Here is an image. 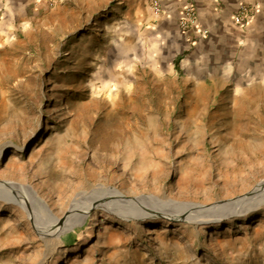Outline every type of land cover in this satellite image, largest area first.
I'll list each match as a JSON object with an SVG mask.
<instances>
[{"label": "rangeland", "instance_id": "1", "mask_svg": "<svg viewBox=\"0 0 264 264\" xmlns=\"http://www.w3.org/2000/svg\"><path fill=\"white\" fill-rule=\"evenodd\" d=\"M135 35L87 14L0 24V264H264V201L225 213L264 181V84L197 99ZM102 187L153 199L53 231Z\"/></svg>", "mask_w": 264, "mask_h": 264}, {"label": "crops", "instance_id": "2", "mask_svg": "<svg viewBox=\"0 0 264 264\" xmlns=\"http://www.w3.org/2000/svg\"><path fill=\"white\" fill-rule=\"evenodd\" d=\"M151 2L0 0V24L32 27L53 19L61 24L68 16L84 14L94 21L119 17L120 24L135 27V40L148 47L147 57L169 58L170 73L180 76L197 99L195 92L207 89L208 82L232 90L264 84V0H160L161 15L152 12ZM188 6L195 8L197 21L183 30L180 21ZM243 9L251 16L244 27L236 23Z\"/></svg>", "mask_w": 264, "mask_h": 264}, {"label": "bare ground", "instance_id": "3", "mask_svg": "<svg viewBox=\"0 0 264 264\" xmlns=\"http://www.w3.org/2000/svg\"><path fill=\"white\" fill-rule=\"evenodd\" d=\"M11 159L12 158H10V160ZM20 188L24 191V194H22L20 196V199H18L19 203L25 205V200L30 199L31 203H36L38 205L39 209H43V210L47 211L48 214H52L50 209L47 207V205L45 203L38 201V199H37V197H36V195H35V193H34V191L32 189H30L29 187H23V186H20ZM252 195H255L257 197L253 198V197H251ZM81 197L83 199H85V202H82V204H79V203L77 204L76 203L64 218H62V219L56 218L54 220V223H53V226H52V227L56 228V229L54 228L55 229V230H53L54 232H62L64 230H67V232H68V230L73 229L78 223L83 222L85 217L88 216V214H91V212H93V211H98L99 210V211L107 212V213H110V214H114V213H118V214L120 213L121 214V212H125V214L129 213L131 215V214L135 213V211L132 210V209L135 208L137 211L139 210V208L136 207L137 203H141V202L144 203V201L147 202V201L153 199V198L150 199L149 197L148 198L147 197H139V198H135L133 200L132 199H126V198H124L123 194L120 193L119 191L110 190V189L103 188V187L95 189L92 193L87 194V195H83ZM13 201H15V200H13ZM263 201H264V181L262 183H260L254 189L253 192H251V195H249L247 197H244L240 201L231 202V203L226 204L225 206L228 207L226 209H228L229 211H227L225 213L226 214H234V213H236L238 211L237 209L240 208V207L245 206L247 208V206L250 205V204H251V206L252 205H257V203H260V202H263ZM179 204H182V203H178V202L172 201V202H168L166 205L168 207H170V206L173 207V206H177V205L180 206ZM182 207H184L185 210L183 212L181 211L182 212L181 213L182 216H179V217H182L184 219H191V220H193L191 218V214H192L191 212L194 209L197 210L199 208H204L203 205H199V204H195V203L189 204L188 207L185 206V204H183ZM165 209L166 208L155 210L153 208V210H151V211L154 212V213H158V212L164 211ZM251 209H253V208H251ZM147 210H148V208H147ZM140 211L144 212L141 215V219L151 218V216L154 215L152 213L149 214L148 211L146 212V209H142ZM214 212H215V210H214ZM216 212H217V210H216ZM241 212H243L242 209H241ZM31 216H33L35 221H37V219L38 220L40 219V217L37 214H35V213H33ZM222 216H224V215H222ZM234 216H236V215H234ZM213 217H215V216H213ZM37 224H38V222H37ZM39 226H40V224H39ZM43 232L44 233H48V232H52V231L43 230Z\"/></svg>", "mask_w": 264, "mask_h": 264}, {"label": "built area", "instance_id": "4", "mask_svg": "<svg viewBox=\"0 0 264 264\" xmlns=\"http://www.w3.org/2000/svg\"><path fill=\"white\" fill-rule=\"evenodd\" d=\"M151 8L154 14L161 15L162 9L160 5V0H152ZM249 12L247 10H241V14L236 17V23L244 27L245 24L249 21ZM197 21V12L194 7L188 6L185 16L180 21V26L183 30H189L190 27L195 24Z\"/></svg>", "mask_w": 264, "mask_h": 264}, {"label": "water", "instance_id": "5", "mask_svg": "<svg viewBox=\"0 0 264 264\" xmlns=\"http://www.w3.org/2000/svg\"><path fill=\"white\" fill-rule=\"evenodd\" d=\"M205 207V206H204Z\"/></svg>", "mask_w": 264, "mask_h": 264}]
</instances>
